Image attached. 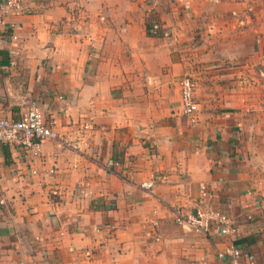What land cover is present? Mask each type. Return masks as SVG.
<instances>
[{
    "label": "crops",
    "instance_id": "1",
    "mask_svg": "<svg viewBox=\"0 0 264 264\" xmlns=\"http://www.w3.org/2000/svg\"><path fill=\"white\" fill-rule=\"evenodd\" d=\"M23 1L0 117L37 106L69 143L1 144L0 264H233V241L264 264V0ZM176 206L222 211L234 237Z\"/></svg>",
    "mask_w": 264,
    "mask_h": 264
},
{
    "label": "built area",
    "instance_id": "2",
    "mask_svg": "<svg viewBox=\"0 0 264 264\" xmlns=\"http://www.w3.org/2000/svg\"><path fill=\"white\" fill-rule=\"evenodd\" d=\"M23 0H0V35L1 28L7 29L12 35L16 28L10 17L23 11ZM157 28L158 25H155ZM5 31V30H4ZM182 95L183 113L192 123L197 122L198 113L201 109L196 98V82L192 75L185 74L179 81ZM44 139H60L64 144L69 141L55 128V121L47 119L42 109L37 106L27 110L21 118L11 119L0 117V146L4 142L21 143L25 146L39 148ZM155 180H148L142 183L144 188L152 190ZM202 195H206L208 187L202 185ZM175 220L198 232L208 234L213 225L218 226V235L234 237L235 221L229 215L220 210L197 208L195 212L187 214L183 208H173ZM221 257L228 256L233 264H255L252 253H245L238 245L233 243L224 251H220Z\"/></svg>",
    "mask_w": 264,
    "mask_h": 264
},
{
    "label": "trees",
    "instance_id": "3",
    "mask_svg": "<svg viewBox=\"0 0 264 264\" xmlns=\"http://www.w3.org/2000/svg\"><path fill=\"white\" fill-rule=\"evenodd\" d=\"M155 25H158V27L156 28ZM161 26L162 25H161L160 21H158V20H154L153 22H149L148 26H147L149 34L158 35V36L163 35L165 32Z\"/></svg>",
    "mask_w": 264,
    "mask_h": 264
},
{
    "label": "rangeland",
    "instance_id": "4",
    "mask_svg": "<svg viewBox=\"0 0 264 264\" xmlns=\"http://www.w3.org/2000/svg\"><path fill=\"white\" fill-rule=\"evenodd\" d=\"M260 55H263V60H264V47L262 49H260Z\"/></svg>",
    "mask_w": 264,
    "mask_h": 264
}]
</instances>
